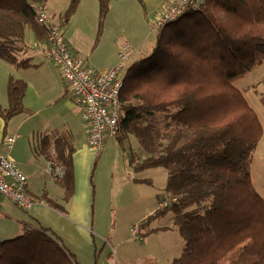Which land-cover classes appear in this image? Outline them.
<instances>
[{
  "label": "trees",
  "instance_id": "16d2710c",
  "mask_svg": "<svg viewBox=\"0 0 264 264\" xmlns=\"http://www.w3.org/2000/svg\"><path fill=\"white\" fill-rule=\"evenodd\" d=\"M46 1L0 0L1 58L18 67L34 66L30 58L17 60L15 53L24 48L27 26L37 42L46 40V29L31 6ZM78 2L70 0L65 21ZM99 3L101 23L108 4ZM260 55L264 56V0H202L196 10L163 25L151 53L122 76L115 138L122 144L131 135L137 138L139 154L129 157L135 171L152 166L167 170L168 198H159V207L138 226L148 228L147 234L157 232L161 228H149L150 224L172 213L184 246L171 264H264V196L255 190L249 171L262 128L233 84L258 64ZM143 63L152 66L135 73ZM25 89L24 80L9 78L2 117L24 110ZM157 114L174 124L172 134H161L150 121ZM49 146L44 142L41 151L61 168L56 182L68 201L74 191V147L63 133L53 139V152ZM40 198L62 210L53 200ZM0 264L78 262L52 230L23 223L16 237L0 241Z\"/></svg>",
  "mask_w": 264,
  "mask_h": 264
},
{
  "label": "rangeland",
  "instance_id": "374dc122",
  "mask_svg": "<svg viewBox=\"0 0 264 264\" xmlns=\"http://www.w3.org/2000/svg\"><path fill=\"white\" fill-rule=\"evenodd\" d=\"M69 2L47 0L44 7L52 22L60 26L71 48L83 56L91 67L98 69L112 58L115 59L113 64H116L122 47H128L131 53L119 73L122 78L129 66L151 53L156 36L151 23L163 10L165 0H107L108 10L101 23L99 0H79L65 21ZM43 43L36 41L27 26L24 48L17 51L15 57L17 60L30 58L34 66L18 67L0 57L1 107L8 104L9 78L26 82L22 101L24 110L7 119L0 115V141L6 136L15 138L11 148L0 144V149L18 166L20 162L29 165L27 182L34 192L38 190L35 193L39 197L44 198V188H48L51 196L56 198L57 183L48 172L49 165L41 151L43 143H51L58 133H64L68 138L71 135L76 139L77 146L90 147L79 110L66 104L70 98L63 95L65 84L58 68L39 52ZM259 58L258 64L251 71L236 77L233 84L254 109L261 124L262 133L250 155L249 171L255 190L264 196V56ZM151 66L143 63L136 67L135 73ZM150 121L161 134L170 135L175 129L164 114H157ZM139 151L138 140L133 135L123 144L115 137H108L92 161L89 170L93 192L91 218L99 264H171L182 252L184 241L172 223L171 212L150 224L149 228H161L156 233L147 234L148 228L138 226L156 211L159 198H168L165 192L166 168L152 166L135 171L130 165L129 157H137ZM132 178L149 179L150 182H136ZM0 199L26 216L27 210L2 195ZM0 213L5 214L4 211ZM5 216L0 215V218L8 222ZM9 226L11 230L0 233V241L18 235L16 223ZM133 229L142 239H133Z\"/></svg>",
  "mask_w": 264,
  "mask_h": 264
},
{
  "label": "built area",
  "instance_id": "2783aa9c",
  "mask_svg": "<svg viewBox=\"0 0 264 264\" xmlns=\"http://www.w3.org/2000/svg\"><path fill=\"white\" fill-rule=\"evenodd\" d=\"M201 3L202 0H165L163 10L151 23V29L157 33L163 25L175 21L188 10H196ZM31 6L37 21L47 32L39 52L58 68L69 98L79 110L83 126L87 129V144L98 153L108 137L118 135L121 113L119 92L122 87L119 73L131 49L122 47L116 64L108 69L95 71L86 64L83 56L68 50L63 31L52 22L44 5L32 3ZM14 140L13 136H6L1 143L6 148H11ZM48 165V172L59 179L62 175L61 168L52 162ZM0 195L24 210H29L36 201L28 193L26 175L1 149ZM132 236L134 239H142L135 229L132 230Z\"/></svg>",
  "mask_w": 264,
  "mask_h": 264
},
{
  "label": "crops",
  "instance_id": "0c3cea01",
  "mask_svg": "<svg viewBox=\"0 0 264 264\" xmlns=\"http://www.w3.org/2000/svg\"><path fill=\"white\" fill-rule=\"evenodd\" d=\"M67 43L70 46L68 41ZM70 49L74 53H78L75 52L71 46ZM85 62L88 66H90L86 60ZM114 62L115 59L112 58L110 62L104 64L98 69L90 67L95 71H102L111 67ZM66 90L65 86L64 91ZM63 95L69 96L67 91L66 93L63 92ZM66 104L71 107L74 105L71 99L70 102L66 101ZM68 139L74 147V151L71 155L74 176V191L70 199L68 201H64L63 189L56 182V185L58 186L57 187L55 185L57 194L56 198L51 196L48 188H44L45 195L43 194V196L60 205L62 210L52 208L48 206L46 202H43L44 200L39 197V194L35 193L38 190L34 192L32 187H29V182H27L28 193L36 200L35 203L25 212V216L19 210L12 208V206L7 204V202H2L0 199V212L4 211L5 213H0V215H6L5 218L8 221L5 222L6 220L4 221V219L0 218V233H4L6 230H11L9 225L12 227L14 223L17 225L18 234L20 233V227L23 223L49 228L59 237L61 243L75 257L78 264H99L100 260L99 262L96 260V258L99 257V254H96L97 246L92 231L93 222L91 218V201L93 198V192L91 190L89 178V170L96 152L93 149L87 148L85 145L82 147L77 146L76 139H74L71 135ZM1 142L2 139L0 144H2ZM51 146L52 142L49 146L50 149H52ZM13 162L15 163V161ZM46 162L48 164L50 163L47 159ZM15 165L25 175L29 171V165L26 162H20L19 166L16 163Z\"/></svg>",
  "mask_w": 264,
  "mask_h": 264
},
{
  "label": "bare ground",
  "instance_id": "6f19581e",
  "mask_svg": "<svg viewBox=\"0 0 264 264\" xmlns=\"http://www.w3.org/2000/svg\"><path fill=\"white\" fill-rule=\"evenodd\" d=\"M45 6V5H44ZM66 40V39H65ZM66 43H67V41H66ZM67 48H68V50L70 51V52H72L73 53V51L70 49V46L68 45V43H67ZM53 62V61H52ZM119 132V131H118Z\"/></svg>",
  "mask_w": 264,
  "mask_h": 264
}]
</instances>
